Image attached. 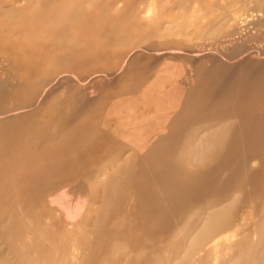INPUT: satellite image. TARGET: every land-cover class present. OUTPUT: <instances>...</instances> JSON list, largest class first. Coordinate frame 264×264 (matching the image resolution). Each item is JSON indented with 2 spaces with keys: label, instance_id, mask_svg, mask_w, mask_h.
<instances>
[{
  "label": "rangeland",
  "instance_id": "obj_1",
  "mask_svg": "<svg viewBox=\"0 0 264 264\" xmlns=\"http://www.w3.org/2000/svg\"><path fill=\"white\" fill-rule=\"evenodd\" d=\"M0 264H264V0H0Z\"/></svg>",
  "mask_w": 264,
  "mask_h": 264
},
{
  "label": "bare ground",
  "instance_id": "obj_2",
  "mask_svg": "<svg viewBox=\"0 0 264 264\" xmlns=\"http://www.w3.org/2000/svg\"><path fill=\"white\" fill-rule=\"evenodd\" d=\"M20 1H21V0H20ZM24 1H25V0H24ZM33 1H34V0H33ZM35 1H36V0H35ZM38 1H39V0H38ZM22 2H23V1H22ZM150 2H151V1H150ZM17 3H19V2H17ZM148 3H149V2H148ZM148 3H147V4H148ZM27 4H29V3H27ZM27 4H26V5H27ZM35 4H36V2H35ZM23 6H24V5H22V7H23ZM33 6H34V5H33ZM152 10H153V8H149V9H148V12L151 11L150 13H152ZM156 11H157V10H156ZM144 12H145V11H143V13H144ZM191 14H193V13H191ZM152 15H153V14H152ZM193 15H194V14H193ZM150 16H151V15H150ZM157 17H158V15H157ZM201 18H202V17H201ZM51 19H52V18H51ZM147 19H148V18H147ZM72 20H73V19H72ZM150 20H151V19H150ZM154 20H156V19L154 18ZM45 21H46V20H45ZM50 21H51V20H50ZM156 21H157V20H156ZM47 22H48V21H47ZM128 22H129V21H128ZM147 22H148V21H147ZM152 22H153V21H152ZM150 23H151V22H150ZM154 23H155V22H154ZM203 24H204V23H203ZM171 31H172V30H171ZM222 143H223V142H222ZM136 147H137V146H136ZM218 214H220V211H219V213L216 214V216H217ZM223 214H225V213H223ZM216 216H215V217H216ZM218 216H219V215H218ZM223 217H224V215H223ZM223 217H222V218H223ZM220 218H221V217H220ZM215 219H216V218H215ZM218 220H219V219H218ZM219 222H221V221H219ZM207 227H208V226H207ZM207 227H206V228H207ZM209 229H210V228H209ZM206 230H207V229H206ZM210 230H211V229H210ZM210 230H208V231H210ZM208 231H206V232H208ZM234 263H235V262H234Z\"/></svg>",
  "mask_w": 264,
  "mask_h": 264
}]
</instances>
